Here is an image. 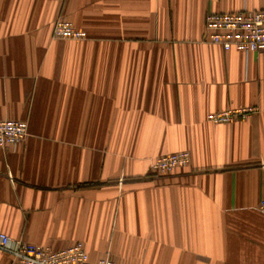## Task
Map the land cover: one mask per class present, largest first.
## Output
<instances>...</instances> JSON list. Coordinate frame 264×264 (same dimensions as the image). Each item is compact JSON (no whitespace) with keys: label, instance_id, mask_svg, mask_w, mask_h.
Listing matches in <instances>:
<instances>
[{"label":"crops","instance_id":"1","mask_svg":"<svg viewBox=\"0 0 264 264\" xmlns=\"http://www.w3.org/2000/svg\"><path fill=\"white\" fill-rule=\"evenodd\" d=\"M244 10L264 0H0V121L27 123L0 148V232L93 262L264 264V52L205 41L207 14Z\"/></svg>","mask_w":264,"mask_h":264},{"label":"built area","instance_id":"2","mask_svg":"<svg viewBox=\"0 0 264 264\" xmlns=\"http://www.w3.org/2000/svg\"><path fill=\"white\" fill-rule=\"evenodd\" d=\"M205 41L221 47L224 51L235 49L249 54L264 52V10L235 13H209L205 18ZM52 36L56 40L81 41L85 39L82 31L70 22L57 20ZM258 112L256 108L226 109L207 115L213 124H230L247 120ZM27 136V123L24 121H0V148L19 145ZM190 155L187 152L168 154L154 161L150 171L156 175H170L179 168L187 167ZM264 213V199L259 203ZM0 252L11 257L14 264H114L109 257L98 261L89 260L81 242L60 251L40 247L22 240L12 239L0 232Z\"/></svg>","mask_w":264,"mask_h":264}]
</instances>
